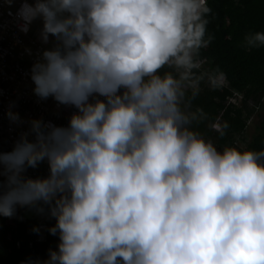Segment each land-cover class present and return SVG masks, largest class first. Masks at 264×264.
<instances>
[{
	"label": "clouds",
	"instance_id": "1",
	"mask_svg": "<svg viewBox=\"0 0 264 264\" xmlns=\"http://www.w3.org/2000/svg\"><path fill=\"white\" fill-rule=\"evenodd\" d=\"M210 12L206 0L21 5L22 31L40 18L42 41L55 38L31 66L34 93L76 108L67 125L32 119L0 152V216L46 213L37 239L59 236L21 264H264V148L221 149L193 127ZM243 46L264 47V30ZM45 160L46 176L26 174Z\"/></svg>",
	"mask_w": 264,
	"mask_h": 264
},
{
	"label": "trees",
	"instance_id": "2",
	"mask_svg": "<svg viewBox=\"0 0 264 264\" xmlns=\"http://www.w3.org/2000/svg\"><path fill=\"white\" fill-rule=\"evenodd\" d=\"M211 8L206 19L205 38L211 37L199 50V73L204 74L199 94L192 99V107L203 112V118L193 127L211 139L218 148L237 146L241 149L264 148V114L250 137L246 132L253 115L264 110V47L246 49L244 37L249 32L264 30V0H206ZM43 21L33 20V32L41 37ZM48 47L55 44L51 35ZM208 75L218 80L216 86L208 82ZM203 85H208L203 90ZM227 123V128L224 124ZM219 124L220 129H215ZM221 130L223 135H221ZM4 177L0 175V181ZM13 228L0 220V264H21L29 258L46 259L49 249L59 243L58 234L48 231L46 241H39L35 226L48 228L55 218L46 213L23 207ZM1 219V216H0Z\"/></svg>",
	"mask_w": 264,
	"mask_h": 264
},
{
	"label": "built area",
	"instance_id": "3",
	"mask_svg": "<svg viewBox=\"0 0 264 264\" xmlns=\"http://www.w3.org/2000/svg\"><path fill=\"white\" fill-rule=\"evenodd\" d=\"M22 0H0V31L5 28L16 27L18 24V10L15 6ZM21 34L15 31V35L2 36L0 34V152L11 151L22 132L28 130L30 121L42 118L44 121H52L57 125H67L71 115L76 108L71 105H61L51 96L47 99L38 97L33 89L34 83L31 79V66L40 58L44 49L41 48L35 54L34 62L21 69L18 74H9L7 68L13 64L17 57ZM50 41V37L48 45ZM18 112L20 120L13 122L9 119L7 112L9 108ZM27 112L29 115H27ZM49 166L47 161H42L37 167L27 170V175H47ZM19 218L15 216V220Z\"/></svg>",
	"mask_w": 264,
	"mask_h": 264
},
{
	"label": "bare ground",
	"instance_id": "4",
	"mask_svg": "<svg viewBox=\"0 0 264 264\" xmlns=\"http://www.w3.org/2000/svg\"><path fill=\"white\" fill-rule=\"evenodd\" d=\"M24 2L25 0H22L21 2H17L15 4L17 10H19ZM27 2L34 3L35 0H27ZM18 20L19 21L16 27H10V29L5 28L4 31H0V34L4 36L10 35L11 33L15 35V31L17 30V32L22 36V38H19L17 57L14 60L13 64H11L7 68V72L9 74H18L21 69H24L26 66L34 62L35 54L37 53V51H39L41 48H44L45 46L49 48L48 45L42 41L41 37L33 32V21L30 23L28 31L25 32L22 31L19 26L21 23H23V21L20 19ZM221 78L223 77L221 76ZM220 81H223V79H220ZM29 113L31 112H27L26 114L29 115ZM27 170H29V168Z\"/></svg>",
	"mask_w": 264,
	"mask_h": 264
},
{
	"label": "rangeland",
	"instance_id": "5",
	"mask_svg": "<svg viewBox=\"0 0 264 264\" xmlns=\"http://www.w3.org/2000/svg\"><path fill=\"white\" fill-rule=\"evenodd\" d=\"M217 79L220 80L221 77L219 76ZM207 86H208V85H206V86L203 85V86H202V87H204L203 90H206ZM260 114L263 115V114H264V110H261L259 114L257 113V114H255V115H253L252 120L249 121L248 128H247V131H246L249 135H250V134H253V133L255 132L256 126L258 125V123H259L260 120H261V116H262V115H260ZM217 125H219V124H217ZM215 129L219 130L220 128L215 127ZM251 136H252V135H250V137H251ZM23 211H24L23 207H18L16 213H17V212H23ZM15 216H16V215H14V216H12V217L1 216V219H0V220H1V222H3L4 224H10V225H12L13 228H14L15 223H16ZM16 217H20V215L17 214Z\"/></svg>",
	"mask_w": 264,
	"mask_h": 264
}]
</instances>
